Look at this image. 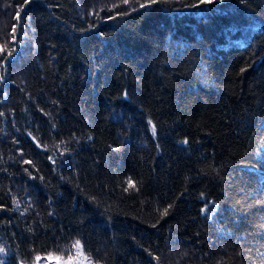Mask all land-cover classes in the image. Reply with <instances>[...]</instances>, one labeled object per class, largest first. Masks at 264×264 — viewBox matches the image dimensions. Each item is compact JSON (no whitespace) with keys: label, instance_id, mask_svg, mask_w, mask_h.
Instances as JSON below:
<instances>
[{"label":"trees","instance_id":"16d2710c","mask_svg":"<svg viewBox=\"0 0 264 264\" xmlns=\"http://www.w3.org/2000/svg\"><path fill=\"white\" fill-rule=\"evenodd\" d=\"M0 242L264 264V0H0Z\"/></svg>","mask_w":264,"mask_h":264},{"label":"rangeland","instance_id":"374dc122","mask_svg":"<svg viewBox=\"0 0 264 264\" xmlns=\"http://www.w3.org/2000/svg\"><path fill=\"white\" fill-rule=\"evenodd\" d=\"M8 255V250L2 242H0V264H4L5 258ZM35 264H92L89 259L80 251L77 250L73 258L63 260L57 257L49 256L37 260Z\"/></svg>","mask_w":264,"mask_h":264},{"label":"snow or ice","instance_id":"6c2138e0","mask_svg":"<svg viewBox=\"0 0 264 264\" xmlns=\"http://www.w3.org/2000/svg\"><path fill=\"white\" fill-rule=\"evenodd\" d=\"M204 2L211 4V3H213V0H204ZM77 244H79V242H77Z\"/></svg>","mask_w":264,"mask_h":264}]
</instances>
